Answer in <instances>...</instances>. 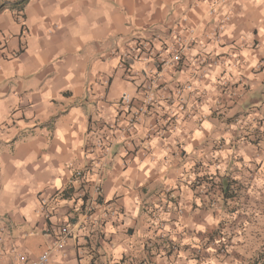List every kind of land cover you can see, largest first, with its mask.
I'll return each mask as SVG.
<instances>
[{"label": "clouds", "instance_id": "clouds-1", "mask_svg": "<svg viewBox=\"0 0 264 264\" xmlns=\"http://www.w3.org/2000/svg\"><path fill=\"white\" fill-rule=\"evenodd\" d=\"M0 264H264V0H0Z\"/></svg>", "mask_w": 264, "mask_h": 264}]
</instances>
